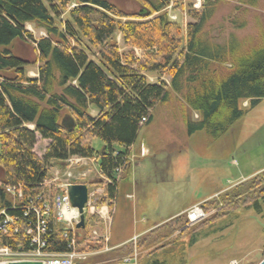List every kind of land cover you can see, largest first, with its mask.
<instances>
[{
	"label": "trees",
	"instance_id": "16d2710c",
	"mask_svg": "<svg viewBox=\"0 0 264 264\" xmlns=\"http://www.w3.org/2000/svg\"><path fill=\"white\" fill-rule=\"evenodd\" d=\"M133 1L135 8L112 0H0V207H8L11 215L23 219L27 206L39 207L44 200L52 209L57 188L43 181L53 176V163L60 165L72 155L97 159L100 174L112 179L98 201L112 209L115 169L129 168V148L139 131L152 121L155 108L173 96L198 115L194 120L183 113L189 131L204 129L212 139L226 134L245 114L242 101L253 107L264 98V22L257 19L251 35L230 34L218 43L203 33L215 0H203L200 10L188 9L193 20L186 23L184 33L164 10L176 0ZM239 2L255 6L258 0ZM27 23L43 29L45 36L34 38ZM242 25L244 21L236 26ZM116 33L124 49L115 40ZM25 47L32 48L34 61L22 54ZM133 47L143 49V57ZM34 63L37 75L32 77L25 67ZM149 74H166L170 79L149 82ZM64 113L75 122L69 131L59 124ZM30 123L33 129L27 126ZM37 135L49 139L41 155L33 151ZM94 137L105 146L97 153L91 144ZM115 145L124 149L115 154ZM6 184L20 185L21 198L7 194ZM12 205L21 209L12 210ZM201 205L214 211L194 229L241 209H252L264 218V169ZM27 212L23 223L31 217L34 226V211ZM97 222L95 214L85 213L80 236L68 230L65 237L63 224L53 219V230L43 235L45 250L67 252L72 236L79 250L100 248V242L89 239ZM186 223L181 214L158 227L161 231L155 237L166 238L176 230V237H183L191 227ZM6 239L12 249L26 248L29 236L20 230ZM165 241L154 250L172 243ZM137 248L140 252L138 239ZM130 251L127 243L78 264H119L117 258Z\"/></svg>",
	"mask_w": 264,
	"mask_h": 264
},
{
	"label": "rangeland",
	"instance_id": "374dc122",
	"mask_svg": "<svg viewBox=\"0 0 264 264\" xmlns=\"http://www.w3.org/2000/svg\"><path fill=\"white\" fill-rule=\"evenodd\" d=\"M112 1L127 8L137 6L133 0ZM191 1L176 0L177 4L175 2L170 8H164L169 16H176L175 20L179 21L183 33L186 23L193 20L188 15ZM63 16L64 14L62 18ZM257 19L264 22V0H258L255 6L240 4L239 0H215L214 11L203 26V33L211 37L214 42L223 43L230 34L237 37L253 34ZM242 21L244 25L237 27L236 25ZM26 29L34 38L45 36L43 29L30 23L26 24ZM115 40L121 49L125 48L120 33H116ZM133 50L138 57H143V49L133 47ZM22 54L31 61L35 59L30 47H25ZM90 58L95 57L90 55ZM37 66L38 64L35 63L28 64L25 67L26 73L32 77L36 76ZM169 79L166 74H149L147 77L149 82L157 83L169 82ZM241 106L246 108L245 114L226 134L216 139L210 138L204 129L189 131L188 126L182 121L183 113L194 120L198 115L183 105L178 97L173 96L171 100L155 108L152 121L141 128L134 143L148 149L143 161L148 170L151 169L152 177H156L157 181L162 179L165 181L163 184L167 187V197H164L166 195L160 189L164 186L160 183H153L152 196L149 191V200L151 197L158 199L161 213L178 207L188 198L203 194L206 197L219 189L229 188L242 181L235 182L240 174L264 165V98L253 107H248L246 100L241 102ZM89 110L92 114L96 113L94 107H90ZM42 144L40 141L36 147H33L39 154H42L45 148ZM91 144L96 153L103 147V142L97 137L91 140ZM118 147L119 145H115V148ZM136 159L137 156L130 158L129 163L132 164ZM87 166L86 173L90 177L94 174V168L89 163ZM52 171L54 173L61 171L59 164L53 163ZM88 186L90 189L93 184L88 183ZM132 203V198L125 200L119 197L115 203L116 216H127L128 204ZM137 209L143 213L142 206L138 205ZM213 211V209L206 211L207 216L203 221ZM132 212L134 214L131 207ZM199 224L202 223L191 226L178 243L167 246L165 251L154 254L150 259L162 262L167 257L174 264H179L183 260L186 264H226L227 259L236 257L240 264H247L250 261L256 262L263 255L264 218L252 209H241L218 221L203 223L194 229ZM204 234L218 239V242L213 245H205V241H199L195 245L190 244L192 238ZM206 250L209 258H213L210 263L208 257L203 259L200 256L201 252ZM94 254L99 253H91L90 256Z\"/></svg>",
	"mask_w": 264,
	"mask_h": 264
},
{
	"label": "built area",
	"instance_id": "2783aa9c",
	"mask_svg": "<svg viewBox=\"0 0 264 264\" xmlns=\"http://www.w3.org/2000/svg\"><path fill=\"white\" fill-rule=\"evenodd\" d=\"M185 1V0H183ZM203 0H192L190 2L192 9H200ZM173 5L171 1L166 9ZM170 10V9H169ZM169 15V13H168ZM170 19L175 20L176 16L170 15ZM31 127V125H29ZM117 154V152H116ZM88 158L72 155L65 159V169L63 172H56L55 176L49 179H45L43 183L47 185H54L57 188V193L53 197V207L51 209L48 200L41 201L39 207L27 206L26 212L22 213L23 219L19 215H11L8 213V207H0V264H8L9 262L16 261H42L43 264H78V262L84 260L91 253H98L102 250L108 249L105 246L101 249H95L94 251H84L77 249L75 238L72 236L69 238L68 251L62 254L50 253L45 250L46 241L43 238L44 233L49 230H53L51 221L53 219L61 221L67 226L72 227L78 218V212L71 207L68 195L67 185L72 181H81L87 175V169H79L81 166H86ZM121 166L115 169L116 174L120 172ZM104 182L111 183L112 179L109 177L104 178ZM4 191L13 198H21L22 191L20 185L6 184ZM104 195V187H95L88 192L87 201L84 206V210L94 213L103 219L106 223L110 222V214L106 205H98V201ZM40 198V197H39ZM12 210L21 209L18 206L12 205L9 207ZM34 211L35 224L31 226V217L28 222L27 219L29 212ZM186 218L188 225H192L203 220L207 216V212L201 207L200 204H194L186 210ZM20 230L23 231L25 236H29L28 246L26 248L12 247L7 243L6 236L11 232L17 233ZM64 236L67 233L64 232ZM91 240L99 239L104 244L108 241V235L106 233H99L96 229H92L90 233ZM131 251L120 257V260L124 264H138V248H137V236H133L130 239ZM229 264H238L236 260H231Z\"/></svg>",
	"mask_w": 264,
	"mask_h": 264
},
{
	"label": "crops",
	"instance_id": "0c3cea01",
	"mask_svg": "<svg viewBox=\"0 0 264 264\" xmlns=\"http://www.w3.org/2000/svg\"><path fill=\"white\" fill-rule=\"evenodd\" d=\"M40 141L43 143L42 144L43 147H45L49 143V139L40 138V136L37 135L36 142L38 143ZM37 143L34 144V147H36ZM104 147L105 146L103 145L102 148ZM115 149L123 150L124 148L122 146H119L118 148ZM147 150H148L147 148H143L140 145L137 146L135 143L129 148L130 158L133 159V157L137 156V159L134 160L132 164H130L127 170L121 171V173L118 176H116L117 189L115 193L114 205L112 209H110L107 206L108 207L107 210L110 214V222L106 223L103 219L97 216L98 222L95 223L92 228L96 229L101 234L106 233L108 235L109 238L106 247L111 249L109 250L107 249L105 252H110L116 248H119L122 245L129 243L130 239L133 236H137L138 241H140L141 243L139 264H174L167 257L163 259L162 262L150 259L154 254L161 251H165L167 249L166 246L163 247L162 249L154 250L159 243L164 242L166 240L167 242L172 241L170 245H174L175 243H178L180 240H182V237L178 238L175 235L179 230H176L174 233H172L166 238L162 235V238H158L157 240L156 237H158V235L156 233L158 231H161L160 229L157 228L162 226L166 222L172 220L173 218L183 214L184 211L193 204L203 202L205 199L217 195L219 192L227 189L228 187L210 193L206 197L205 194H203L200 196L188 198L184 202L180 203L178 207L173 208L165 213H161L159 211L160 206L158 199L156 200V198L151 197V200H149V196L150 195L152 196V191H153L152 185L154 182H157L156 184L160 183L161 185L164 186V188L160 187L161 191L164 192V195H166L167 193V187L165 186V184H163L165 183L163 179L162 181L161 180L157 181L155 180L156 177L155 178L152 177L151 169L148 170L146 163L143 161V159L146 157ZM33 151L36 154L41 155L36 152L35 148H33ZM89 161L88 162L91 165V167L94 168L93 170L94 174L90 177L88 175L86 180L88 182H93L96 180L97 183V178L98 176H100L98 172V161L97 159H89ZM263 168L264 165L261 167H256L247 173L244 174L242 173L239 175L238 179L235 182L244 180L250 177L251 175L255 174L256 172L261 171ZM180 185L181 184H179V186ZM149 191H150V195H149ZM120 194L122 196H120ZM119 197H122L125 200H128L130 198L133 199V203L128 204L129 214L127 216L124 215L116 216L117 208L115 207V203ZM164 197H167V195ZM138 205L142 206L141 212L143 213H140L138 211L137 209ZM131 207L134 210V214L133 212L131 213ZM217 240L218 239H215L213 237H208L207 234H204L201 237L192 238L190 240V244L195 245L199 241H205V245H213L218 242ZM207 251L208 250H206L205 252H201L200 256H202L203 259L205 257H208V262L210 263L211 261H213V258H209L210 256L208 255L209 253H207ZM102 252H104V250L98 253H102ZM262 256L263 255H261V258ZM261 258L256 262L253 261L247 262V264L258 263L261 260ZM230 260L238 261L236 257H230L229 259H227L226 264H228ZM182 262L186 264L185 260H183ZM119 264H123V263L120 262Z\"/></svg>",
	"mask_w": 264,
	"mask_h": 264
},
{
	"label": "water",
	"instance_id": "95a60500",
	"mask_svg": "<svg viewBox=\"0 0 264 264\" xmlns=\"http://www.w3.org/2000/svg\"><path fill=\"white\" fill-rule=\"evenodd\" d=\"M133 2L136 4L135 1ZM59 124L65 130L69 131L74 127L75 122L71 115H69L68 113H64L59 120ZM87 192H88V186L86 183H69L67 185V195H68L69 203L72 207L76 208L79 213L78 220L75 223L74 231H73L75 236H80V230L85 227V214L83 208L87 200ZM62 230L68 231L70 230V228L62 227ZM8 264H43V262L16 261V262H9ZM257 264H264V256Z\"/></svg>",
	"mask_w": 264,
	"mask_h": 264
},
{
	"label": "bare ground",
	"instance_id": "6f19581e",
	"mask_svg": "<svg viewBox=\"0 0 264 264\" xmlns=\"http://www.w3.org/2000/svg\"><path fill=\"white\" fill-rule=\"evenodd\" d=\"M51 253V252H50ZM55 254H62V253H55Z\"/></svg>",
	"mask_w": 264,
	"mask_h": 264
}]
</instances>
